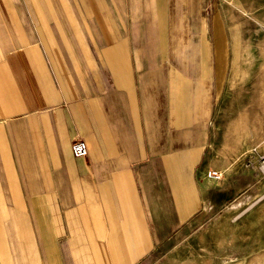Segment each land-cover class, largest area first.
<instances>
[{
  "label": "crops",
  "instance_id": "crops-1",
  "mask_svg": "<svg viewBox=\"0 0 264 264\" xmlns=\"http://www.w3.org/2000/svg\"><path fill=\"white\" fill-rule=\"evenodd\" d=\"M223 7L0 0V264H244L245 248L264 254V233H244L260 225L239 217L264 204V156L241 167L215 159ZM77 139L86 157L74 156Z\"/></svg>",
  "mask_w": 264,
  "mask_h": 264
},
{
  "label": "rangeland",
  "instance_id": "rangeland-1",
  "mask_svg": "<svg viewBox=\"0 0 264 264\" xmlns=\"http://www.w3.org/2000/svg\"><path fill=\"white\" fill-rule=\"evenodd\" d=\"M223 4L229 53L224 94L213 116L214 150L219 164L230 167L233 158L239 159L241 167L264 156V0H223ZM259 161L258 171H264V163ZM241 215L246 222L260 225V228L245 227L244 233L249 231L250 235L257 230L264 233V204L246 216ZM216 238L219 242V234ZM228 246L230 250L231 245ZM216 247L220 251V244ZM247 255L245 248L242 263L264 264V254L258 259Z\"/></svg>",
  "mask_w": 264,
  "mask_h": 264
},
{
  "label": "built area",
  "instance_id": "built-area-1",
  "mask_svg": "<svg viewBox=\"0 0 264 264\" xmlns=\"http://www.w3.org/2000/svg\"><path fill=\"white\" fill-rule=\"evenodd\" d=\"M72 151L75 157H86L88 155V148L85 141L77 139L72 144ZM223 175L218 170L207 171V178L211 181H220Z\"/></svg>",
  "mask_w": 264,
  "mask_h": 264
}]
</instances>
